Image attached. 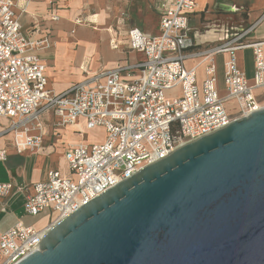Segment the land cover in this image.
Instances as JSON below:
<instances>
[{
  "label": "built area",
  "instance_id": "2783aa9c",
  "mask_svg": "<svg viewBox=\"0 0 264 264\" xmlns=\"http://www.w3.org/2000/svg\"><path fill=\"white\" fill-rule=\"evenodd\" d=\"M19 1L0 0V119L8 121L0 137L11 133L19 154L37 152L44 146L42 117L48 112L58 128L83 118L88 129L104 128L106 137L101 143L67 146L71 177L51 170L33 184L25 211L39 215L50 209L49 223L18 222L2 232L0 264H18L39 250L53 224L145 166L264 107L259 97L264 90V39L250 41L246 30L221 43L198 46L190 28L196 0H165L159 35L129 30L128 45L143 55L141 60L118 64L61 92L49 88L47 64L39 56L54 42L49 34L31 37L23 31ZM50 19L59 21L60 16L52 12ZM35 29L41 33L39 23ZM245 48L253 49L256 61L252 80L239 61ZM219 54L225 55L223 93L218 87ZM189 61L197 63L189 66ZM8 157L7 149L0 148V162ZM11 189V183L0 179V211Z\"/></svg>",
  "mask_w": 264,
  "mask_h": 264
},
{
  "label": "water",
  "instance_id": "95a60500",
  "mask_svg": "<svg viewBox=\"0 0 264 264\" xmlns=\"http://www.w3.org/2000/svg\"><path fill=\"white\" fill-rule=\"evenodd\" d=\"M18 264H264V107L91 199Z\"/></svg>",
  "mask_w": 264,
  "mask_h": 264
},
{
  "label": "crops",
  "instance_id": "0c3cea01",
  "mask_svg": "<svg viewBox=\"0 0 264 264\" xmlns=\"http://www.w3.org/2000/svg\"><path fill=\"white\" fill-rule=\"evenodd\" d=\"M196 2L197 8L191 16L190 28L198 46L221 43L246 30H250L247 35L248 40L264 39V0H207V2L206 0H196ZM130 3L132 6L129 7ZM164 3L165 0H30L28 3L26 0H20L17 13L22 23L23 31L28 36L38 37L40 34L42 35V32L51 36L53 26H49L46 24L47 21L45 22L48 16L49 19L47 20L49 22L58 24L72 20V18H83L82 16L86 9L116 8L123 10L128 7L130 22H127V24H130V26L127 29L124 28L125 32H122V30L121 32L110 30L109 38L105 36V40L112 39L113 43L112 48L107 47V45L103 47L105 55L103 64L107 65L108 68L106 69H110L121 63L133 64L143 58L142 54L130 49L127 41L128 32L131 28H139L148 36L159 35L161 33V13ZM52 12L60 16L59 21L50 19ZM124 13L125 11L121 14ZM39 20H42L43 24ZM121 21L123 22L124 20L121 19ZM36 23L40 24L41 33L36 31ZM237 24L245 26L244 30L240 33L232 34L230 26ZM66 37L67 35L62 33L58 35V38L54 39L55 45L51 50L52 54L50 56L51 64L47 65L48 86L56 92H61L74 83L88 77V75H84L83 79H79L77 76H69L68 78L56 76L55 71H57L58 67L67 64V68L78 71L82 69L81 66L84 64L85 58L99 54V48L94 45L93 37H89L88 40L83 41L79 45L69 42L72 40L81 41L79 34H74L72 38ZM195 63L197 62L189 61L188 65L191 66ZM94 65H99V62L94 61ZM200 70L202 71L203 68L201 67ZM51 81L65 88L56 90L50 85ZM221 91L222 93L224 92V90ZM42 121L45 128L44 146L37 152L28 151L19 154L12 145L11 133H6L0 137V148L7 149L9 156L6 162H0V179L2 182L12 184L10 194L3 200L5 206L0 211V234L18 222H22L20 209L24 206L25 197L32 190L35 182L45 180L51 170H58L64 177L72 176L70 169L68 173H65L56 167L55 160L58 155V145H62V158L63 161H66L65 151L69 144L87 143L82 131L78 132L82 137V141L71 140V137H67L70 131L78 125L83 124L87 128L86 121L83 118L78 119L72 125L66 126V128L55 126V117L52 112L44 114ZM7 124L8 121L6 119H0V131ZM59 131L62 132V135ZM48 223L49 218L46 217L44 223L39 226H44Z\"/></svg>",
  "mask_w": 264,
  "mask_h": 264
},
{
  "label": "rangeland",
  "instance_id": "374dc122",
  "mask_svg": "<svg viewBox=\"0 0 264 264\" xmlns=\"http://www.w3.org/2000/svg\"><path fill=\"white\" fill-rule=\"evenodd\" d=\"M132 6L131 3L129 7ZM128 7H125V9H108V8H91L84 10L83 18H72V20L64 21L58 24H52L49 22V16L45 19V22L47 21V25L53 26L52 32H51V38L54 39L58 38V35L65 33L67 35L66 38H72L74 34H79L81 36V41H69L73 44L79 45L83 41L88 40L89 37H93V43L94 45L99 48V54H95L94 56L87 57L84 59V66L82 65V69L76 71L72 70V68H67V64L58 67L57 71H55L56 76L60 77H66L69 76H77L79 79H83L84 75L92 76L96 74H100L104 70H106L107 65L103 64L105 61V55L103 51L104 45H107V47L112 48L113 43L112 39L105 40V36L109 38V31L115 30L125 32L124 28H128L130 24H127V22H130V18L128 15ZM123 11H125V15L121 14ZM121 19L124 21L122 22ZM42 20H39L41 22ZM43 24V21L41 22ZM45 27V25H43ZM245 26L240 25H232L230 26L232 34L240 33L242 30H244ZM99 29V30H97ZM55 45V41H54ZM54 48V47H52ZM52 48L50 49H43L39 51L40 58L47 63V65L51 64L50 56L52 54ZM78 49V48H77ZM240 64L242 68L244 69L246 76L249 79H253L256 73V61L254 57V52L252 48H245L243 49L240 54ZM94 61H98L99 65H94ZM81 68V67H80ZM217 68H218V87L221 90H224L226 88V82H225V55L219 54L217 56ZM92 72V73H89ZM89 73V74H87ZM92 74V75H91ZM50 85L56 89L61 90L65 87L59 86L53 81L50 82ZM260 99H264V90L259 92ZM66 128V127H62ZM79 131H82L84 134L85 141L87 143H95V142H101L105 138V130L102 128H94V129H88L83 124L76 126L73 128L70 133L68 134V138L71 137V140L76 141H82L81 135L78 133ZM60 132V131H59ZM62 135V132H60ZM57 158H56V167L58 169H61L65 173H68L69 166L67 161H63L62 158V145H58L57 148ZM50 214V209L42 214L39 215H30L25 211L24 206L20 209V219L25 225H36L39 226L42 223H44L46 217Z\"/></svg>",
  "mask_w": 264,
  "mask_h": 264
},
{
  "label": "bare ground",
  "instance_id": "6f19581e",
  "mask_svg": "<svg viewBox=\"0 0 264 264\" xmlns=\"http://www.w3.org/2000/svg\"><path fill=\"white\" fill-rule=\"evenodd\" d=\"M203 1H205V0H203ZM202 2V1H201ZM206 2H207V0H206ZM205 4V3H204ZM202 6H203V3H202ZM97 30H99V29H97ZM90 56V55H89ZM84 66V65H83ZM82 67V66H81ZM93 76V75H92Z\"/></svg>",
  "mask_w": 264,
  "mask_h": 264
}]
</instances>
